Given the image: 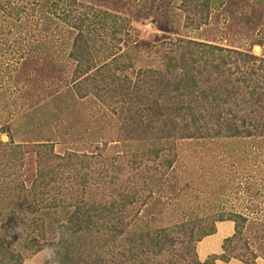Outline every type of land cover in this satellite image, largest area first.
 I'll return each mask as SVG.
<instances>
[{
	"label": "trees",
	"instance_id": "1",
	"mask_svg": "<svg viewBox=\"0 0 264 264\" xmlns=\"http://www.w3.org/2000/svg\"><path fill=\"white\" fill-rule=\"evenodd\" d=\"M33 1L29 14L35 18L21 22L19 4L0 0V32L5 34L0 38V54L14 59L16 88L35 85L36 71L41 70H26L24 61L66 70L69 74L61 84L72 82L69 93L75 94L69 106L74 109L78 97L92 96L99 105L98 116L107 114L111 120L107 131L97 119L93 123H98L96 134L104 136L101 146L113 140L124 151L98 156L99 152L73 149L57 153L54 140L65 139L59 127L76 125L71 120L74 113L62 120L51 118L34 140H0V264H24L25 257L40 249L51 250L42 264H214L216 258L233 257L244 263L264 259L263 217L206 213L197 221L167 226L155 224L158 211L153 209L155 191L178 157L172 150L176 141L251 134L264 139V72L258 75L254 69L264 57L184 37L152 49L129 34L124 48L106 49L105 40L85 26L97 21L107 29L126 27L117 15L109 16L107 10L101 16H91L87 9L79 12L70 5L78 0ZM35 22L43 27V34ZM56 25H60L58 38L52 35ZM138 53L151 60L136 65ZM21 73L27 75L20 84ZM42 78L41 84L47 76ZM24 92L32 108L35 94ZM48 94H37L34 104L38 107ZM26 159L33 160V166ZM224 219L233 221L232 233L222 238L219 253L199 260L196 241L214 231L215 221Z\"/></svg>",
	"mask_w": 264,
	"mask_h": 264
},
{
	"label": "rangeland",
	"instance_id": "2",
	"mask_svg": "<svg viewBox=\"0 0 264 264\" xmlns=\"http://www.w3.org/2000/svg\"><path fill=\"white\" fill-rule=\"evenodd\" d=\"M14 1L21 9L19 21L35 18L29 14L33 10V0ZM70 5L79 12L87 9L91 16H101L107 10L109 16L117 15V21H125L126 27L122 29L115 25L108 30L97 21L85 26V30L95 33L100 41L105 40L106 49L124 48L123 40L129 34L145 41L152 49L159 45L168 46L170 40L184 37L264 57V0H78ZM58 10H55L54 16H57ZM35 24L34 27L43 34V27ZM159 24L167 28L160 29ZM54 29L52 35L58 38L60 25L54 26ZM0 33V38H4V32ZM27 35L25 33L24 44L29 43ZM143 55L138 53L136 65L151 60L145 53ZM0 63V140L6 141L9 137L14 143L34 140L50 124L51 118L62 120L63 116L74 113L76 118L71 115V120L76 121V125L59 127L60 131H64L59 134H64L65 139L54 140L53 148L57 153L62 154L66 149L99 152L97 156L100 153L122 152L124 147L113 140H107L101 146L104 136L96 134L98 123H93L97 119L101 128L107 131L111 120L107 114L98 116L96 109L99 105L92 96L78 97L74 109L69 106L71 95L75 94L69 93L72 82L61 84L62 78L69 74L66 70L49 68L44 64L40 66V62L38 64L33 60H28L27 64L24 61L26 70L36 67H41V70L36 71V84L21 85L20 91V85L16 88L13 82L14 59L0 54ZM254 69L260 75V71L264 72V62L261 66L255 65ZM26 75L21 73L17 82H26L22 77ZM43 76L47 79L41 84ZM25 90L35 94V97L37 94H49L45 102H37L40 104H37L38 107L33 97L31 108L28 105L30 97ZM83 127L90 128L88 133ZM172 150L177 152L178 157L166 170L162 187L154 194L156 206L153 209L158 211L155 224L172 226L185 220L197 221L206 213L227 215L242 212L264 218V139L253 134L182 139L176 141ZM26 162L33 166V160L31 163L30 159H26ZM230 231L229 223L218 222L217 234L224 235ZM44 250L25 257L23 263L42 264L47 258L41 255Z\"/></svg>",
	"mask_w": 264,
	"mask_h": 264
},
{
	"label": "crops",
	"instance_id": "3",
	"mask_svg": "<svg viewBox=\"0 0 264 264\" xmlns=\"http://www.w3.org/2000/svg\"><path fill=\"white\" fill-rule=\"evenodd\" d=\"M218 222H227L230 226V233L224 235L217 234ZM233 231V221L229 219L217 220L215 221V229L212 233L202 236L199 240L196 241L195 251L197 258L203 260L210 253H219L221 251V241L222 238L230 235ZM214 264H264V259L258 257L254 263H244L236 258H230L227 261L216 258Z\"/></svg>",
	"mask_w": 264,
	"mask_h": 264
},
{
	"label": "clouds",
	"instance_id": "4",
	"mask_svg": "<svg viewBox=\"0 0 264 264\" xmlns=\"http://www.w3.org/2000/svg\"><path fill=\"white\" fill-rule=\"evenodd\" d=\"M41 255L42 256H49V255H51V250L50 249H45L44 252Z\"/></svg>",
	"mask_w": 264,
	"mask_h": 264
}]
</instances>
